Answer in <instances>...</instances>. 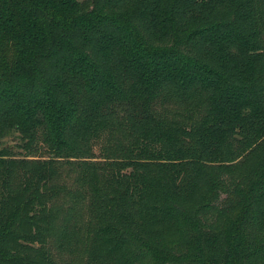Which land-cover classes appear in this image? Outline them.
Here are the masks:
<instances>
[{
  "label": "trees",
  "instance_id": "trees-1",
  "mask_svg": "<svg viewBox=\"0 0 264 264\" xmlns=\"http://www.w3.org/2000/svg\"><path fill=\"white\" fill-rule=\"evenodd\" d=\"M221 2L228 14L217 16ZM262 4L0 0V264H58L47 234L52 190L68 185L60 163L95 157L93 141L117 125L138 143L103 139L102 156L116 146L108 168L88 164L76 182L97 223L90 262L178 260L163 240L183 230L192 264L264 260ZM200 93L202 121L163 118L175 97ZM237 147L238 157L255 156L247 185L235 164L228 174L222 164ZM32 154L37 166L14 191L22 156ZM203 187L206 200L195 202ZM206 210L229 218L217 226L202 219Z\"/></svg>",
  "mask_w": 264,
  "mask_h": 264
},
{
  "label": "rangeland",
  "instance_id": "rangeland-1",
  "mask_svg": "<svg viewBox=\"0 0 264 264\" xmlns=\"http://www.w3.org/2000/svg\"><path fill=\"white\" fill-rule=\"evenodd\" d=\"M215 8L217 16L228 14V5L225 2H221ZM263 8L264 4H262V9ZM205 96L204 93H200L192 100L187 101L175 97L174 99L176 100H172L171 103L165 104L162 107L161 114L166 121H172V123L182 126L202 121L206 109ZM105 138L111 140L113 145L119 142V140H125L126 145H132L134 143L132 140H134L136 144L138 143V139L133 134H129L126 129L123 130L120 125H117L113 127L112 132L106 134L104 137L102 136V138L97 141H93L91 147L93 148L94 152H92L95 157L78 159L69 157L60 163V171L57 173L58 177H60L61 172V179L65 178V180L68 181V185H65L62 190L57 188L52 190L53 199L51 209L53 218L50 224V231L47 234V243L51 246V251L54 256H56L58 264H93L89 261L88 256L97 223L90 214L89 204L86 198L87 193H85L86 187L78 185L76 182L88 164H93L96 167L108 168L107 163L112 159L111 156L114 155L116 146H109L113 147L112 155L108 154L109 156H102L100 153V146L103 143V139L105 141ZM3 141L10 145H14L16 142V140L13 139V136L6 137ZM238 149L239 148L237 147L236 150H233L234 158L236 157L234 161H226L222 162V164L225 166L226 174H228V164H235L236 166L234 168L236 171L232 173L233 176L241 181L242 185H247L248 178H253L251 167L254 166L255 156H244L243 158L238 157ZM22 157H24L26 161L17 169V174L14 176V191L19 188V175L31 168H35L38 162V157L35 154ZM242 159L244 161L239 162ZM256 170H258L257 167L252 169V171ZM224 195L225 194H222V197ZM206 198V187H203L200 194L196 197L195 202L204 201ZM211 211L212 210L204 211L203 215H201L202 219L206 221H208V219L215 221V225L221 226L222 224H225L229 218V214L215 218L214 212ZM163 244L167 249V253L179 258L175 261L159 262L160 264H192L191 262H188L187 258H185V255L191 252L190 234L187 233V231H178L165 237ZM136 264L158 263L150 256H144L140 258ZM255 264H264V260L258 261V263Z\"/></svg>",
  "mask_w": 264,
  "mask_h": 264
}]
</instances>
